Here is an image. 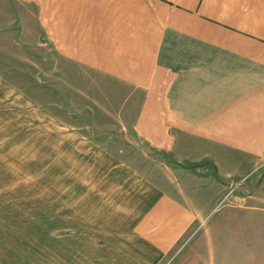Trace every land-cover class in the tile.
Listing matches in <instances>:
<instances>
[{
	"label": "crops",
	"instance_id": "1",
	"mask_svg": "<svg viewBox=\"0 0 264 264\" xmlns=\"http://www.w3.org/2000/svg\"><path fill=\"white\" fill-rule=\"evenodd\" d=\"M27 23L65 61L140 92L132 128L151 147L189 136L224 175L264 156V0H0L1 34ZM172 177L119 164L110 198L64 197L36 215L31 264H162L198 213Z\"/></svg>",
	"mask_w": 264,
	"mask_h": 264
},
{
	"label": "rangeland",
	"instance_id": "2",
	"mask_svg": "<svg viewBox=\"0 0 264 264\" xmlns=\"http://www.w3.org/2000/svg\"><path fill=\"white\" fill-rule=\"evenodd\" d=\"M29 26L0 31V264L37 262L36 215L64 197L110 198L119 164L159 183L178 174L196 204L162 264H264V156L236 159L224 175L201 164L205 144L192 149L189 136L167 154L151 147L132 128L140 92L65 61ZM189 167L190 181L179 174Z\"/></svg>",
	"mask_w": 264,
	"mask_h": 264
}]
</instances>
